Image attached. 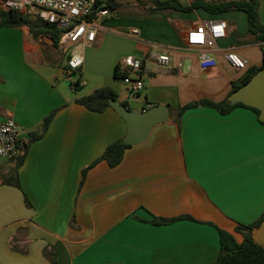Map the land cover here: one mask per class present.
<instances>
[{
	"label": "crops",
	"instance_id": "crops-1",
	"mask_svg": "<svg viewBox=\"0 0 264 264\" xmlns=\"http://www.w3.org/2000/svg\"><path fill=\"white\" fill-rule=\"evenodd\" d=\"M119 1L118 13L98 20L92 43L75 44L83 55L77 87H110L134 111L165 104L169 118L127 147L114 167L104 160L89 165L123 138L122 117L112 107L94 112L76 102L91 92L62 85L67 55L49 37L33 39L26 26L0 28V121L17 122L25 149L19 187L1 182L17 158H0V264H53L51 254L57 264H212L218 229L240 239L235 228L264 213V123L258 115L243 106L222 114L198 105L176 118L190 102L223 100L246 69L263 63L245 12H146L151 0H134L137 6ZM258 14L264 23V0ZM214 19L226 21L227 35L216 41L217 65L203 71L197 54L184 49L195 26ZM151 43L171 56L172 68L147 59ZM226 50L246 59V69L233 68ZM126 56L142 61L138 93L115 76ZM155 217L179 219L154 223ZM251 233L264 248V219Z\"/></svg>",
	"mask_w": 264,
	"mask_h": 264
},
{
	"label": "trees",
	"instance_id": "trees-1",
	"mask_svg": "<svg viewBox=\"0 0 264 264\" xmlns=\"http://www.w3.org/2000/svg\"><path fill=\"white\" fill-rule=\"evenodd\" d=\"M141 2V0H138ZM103 7L107 8L109 11H113L118 6H120L119 0H106ZM259 0H231L228 2H207L205 0H193L190 4L185 5L178 0H151L149 5L145 7L146 12H163V11H176V12H191L194 9H203L210 13L223 12L228 9L240 10L245 12L248 20V31L250 34L254 35L256 42H264V23L259 19L258 14ZM21 26L28 27L30 35L33 39H36L40 35H45L49 37L54 44L58 42L61 30L57 27L55 23H51L39 17L38 14L31 15L27 13H20L16 10L0 9V28L10 27L17 28ZM264 67V51H263V63L259 67H251L245 70V73L240 77L239 80L232 83V88L226 98L221 101H211V100H199L190 102L183 107L179 108L177 111V120L179 119L182 111L195 107L198 105H206L215 108L222 114L228 113L235 106H243L252 109L257 115H259V110L253 107L246 106L242 103L229 104L227 97L230 93L246 83L259 69ZM128 74L125 70H121L119 65L116 67L115 76L119 78H124ZM76 82H79V78ZM117 99V92L110 87H99L94 89L91 93L87 95L80 96L76 99V102L83 105L85 108L94 111L102 112L106 108L110 107L109 100ZM127 107L125 103H123ZM55 110L49 113L43 120L42 132L47 128L49 121L54 115ZM264 123V121H260ZM41 133H36L32 135V138H37L41 136ZM130 145L125 144L121 139L109 144L102 155L96 159L89 167L93 166L100 160L106 161L110 167L116 166L122 159L124 150ZM25 149H23V152ZM23 154L17 157L16 167L12 174H9L1 178L2 183L10 184L19 187V181L17 176V168L21 165L23 160ZM88 168L82 171V180ZM28 204V202H27ZM187 217V216H186ZM179 218H184L180 216ZM175 218V219H179ZM189 218V216L187 217ZM175 219H164V218H153L154 223H165L173 221ZM264 219V213L254 222L244 225L237 226L235 231L242 235V240L237 242L234 235L228 231L218 229L219 233V253L216 260L212 264H264V248L254 241L252 237V229L257 227L261 221ZM14 249V246L11 245ZM51 262L57 264L56 256L54 254L50 255Z\"/></svg>",
	"mask_w": 264,
	"mask_h": 264
},
{
	"label": "built area",
	"instance_id": "built-area-1",
	"mask_svg": "<svg viewBox=\"0 0 264 264\" xmlns=\"http://www.w3.org/2000/svg\"><path fill=\"white\" fill-rule=\"evenodd\" d=\"M0 9L35 13L40 18L55 23L61 30L56 46L62 54H66L69 47L75 44L92 43L98 30V20L110 16V11L103 7L100 0H0ZM138 33V29L131 30V34ZM226 35L225 20L214 19L199 23L191 32L184 50L196 53L200 68L203 71L209 70L217 65L214 55L216 41ZM150 46L147 59L154 60L158 66L166 69L173 67L169 54L159 52L158 44L151 43ZM224 57L236 70L246 69L247 60L233 50H226ZM121 64L128 74L123 79L130 83L133 92H140L144 88V80L139 75L141 59L126 56L121 60ZM82 65V54L76 52L67 55V70L75 71ZM181 65L180 63L179 66ZM129 75L133 77L129 78ZM23 149L17 122L12 117L0 121V158L16 159L23 153Z\"/></svg>",
	"mask_w": 264,
	"mask_h": 264
},
{
	"label": "water",
	"instance_id": "water-1",
	"mask_svg": "<svg viewBox=\"0 0 264 264\" xmlns=\"http://www.w3.org/2000/svg\"><path fill=\"white\" fill-rule=\"evenodd\" d=\"M229 104L242 103L259 110L258 118L264 121V67L259 69L246 83L233 90L227 97ZM109 105L126 123V133L121 141L128 145H137L144 141L151 129L169 118L165 104H155L142 111H134L117 99H110Z\"/></svg>",
	"mask_w": 264,
	"mask_h": 264
},
{
	"label": "rangeland",
	"instance_id": "rangeland-1",
	"mask_svg": "<svg viewBox=\"0 0 264 264\" xmlns=\"http://www.w3.org/2000/svg\"><path fill=\"white\" fill-rule=\"evenodd\" d=\"M132 1L135 2L134 0H129V2H130L129 5L130 6H133V5L137 6L138 5V4H136V2L131 4ZM206 1L216 2V1H222V0H206ZM115 13H118V12H116L114 10L113 14H115ZM31 15H35V13H33ZM258 45H259V49H260L261 55H262L263 51H264V42H261V43L259 42ZM77 51H79V46L78 45H74L72 47H69V49H68V51L66 52L65 55L76 53ZM78 76H79V70H75V71L66 70L65 71V75L63 77V80L61 81L62 85L64 87H66V88H69V89L71 87H73V90L78 91L79 88H81V87H77V82L76 81H77ZM94 89H95V87H92L91 84H89L88 87L85 88V89L82 87L79 93H82L83 91L92 92ZM236 240H237V242H240L242 240V238L236 239Z\"/></svg>",
	"mask_w": 264,
	"mask_h": 264
}]
</instances>
